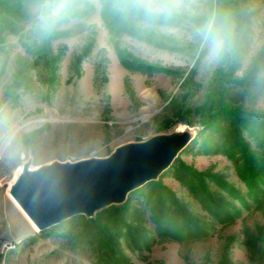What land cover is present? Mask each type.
<instances>
[{"label": "rangeland", "instance_id": "374dc122", "mask_svg": "<svg viewBox=\"0 0 264 264\" xmlns=\"http://www.w3.org/2000/svg\"><path fill=\"white\" fill-rule=\"evenodd\" d=\"M21 4V19L5 11L8 20L0 19V264H264V195L254 198L238 171V163L246 162L242 143L264 158L256 139L261 132L222 113L203 121L198 109L220 61L206 60L205 50L189 38L188 21L156 25V36L164 33L174 45L161 47L112 33L101 16L102 1L82 0L81 15L41 36L32 26L30 0ZM237 8L240 51L227 89L217 98L260 113L264 54L255 60L264 48V0H237ZM120 47L167 70L127 68ZM173 132H188L189 142L156 179L112 209L73 215L40 230L10 197L25 164L37 169L54 161L106 157L120 145ZM194 173L202 174L200 180ZM200 185L223 202L230 218L222 221L203 205ZM161 192L169 206L173 193L206 234L161 233L156 222ZM118 215L133 225L134 235L114 219ZM95 220L112 229L121 224L115 230L119 251L97 248L91 239Z\"/></svg>", "mask_w": 264, "mask_h": 264}, {"label": "water", "instance_id": "95a60500", "mask_svg": "<svg viewBox=\"0 0 264 264\" xmlns=\"http://www.w3.org/2000/svg\"><path fill=\"white\" fill-rule=\"evenodd\" d=\"M190 140L188 132L162 133L116 147L106 157L25 164L10 193L42 230L77 214L88 216L156 179Z\"/></svg>", "mask_w": 264, "mask_h": 264}, {"label": "trees", "instance_id": "16d2710c", "mask_svg": "<svg viewBox=\"0 0 264 264\" xmlns=\"http://www.w3.org/2000/svg\"><path fill=\"white\" fill-rule=\"evenodd\" d=\"M15 1V2H12ZM23 0H0V19L8 20L7 16H3L1 11H5L7 14H11L15 19H21L23 17L22 12L20 11L21 3ZM102 1V9L101 16L110 29L112 33H129L136 38L142 39L152 44L159 45L161 47H170L174 48L173 44H170L168 40L172 38L168 35L162 33L159 36V33L156 36L154 32V27L145 28L139 25L137 22L131 19H126L119 15L113 9V0H101ZM211 3L214 6H218L221 8L228 9L232 11L235 16L237 22V33L235 42L223 59L220 60V64L217 66L214 75L212 76V81L208 87L206 93V99L202 106L199 107V113L202 114L203 121L210 122L212 119L216 118L220 113L229 118H232V121L237 122L239 124L246 125L245 127L249 130H254L257 128L260 130L261 134H256V139L259 140L261 146L264 147V112H252L245 113L239 108L228 107L224 105L221 99H218V95L223 93V90L227 89L226 82L230 80L231 75L234 74V67L236 59L239 55V25H240V14L237 8V0H211ZM83 12L78 11L75 15H81ZM184 20V18L177 19L174 22H170L168 24H176ZM11 22V20H9ZM159 25V24H157ZM51 33L49 36H52ZM50 38V37H49ZM118 56L122 62V64L127 68L133 69H154V70H167V68L158 65L157 63L147 62L130 50L125 47L117 48ZM264 54V48L262 49L261 55H259L255 62L257 63ZM255 68V67H254ZM238 80H244V78H237ZM223 88V89H222ZM220 103V106H217V103ZM210 120V121H209ZM242 136H237V139H242ZM241 142V141H240ZM242 151L246 156V162L244 165L238 163V171L242 179L247 183L251 194L254 198L258 199L261 195H264V158L257 159L250 152L249 147L246 143H242ZM201 173H194L193 178L200 180ZM202 181V180H201ZM221 186L227 190L230 194L235 193L234 188L230 187L228 184L221 182ZM200 189L203 191L204 195L201 194L199 198L203 205L208 208V210L216 216L218 219L222 221H226L231 217L230 214L225 212L223 202L220 201L214 194L208 192V190L200 185ZM169 200L171 202L170 205L166 202V199L163 198L162 192L158 194L157 197V226L160 229L161 233L164 235H170L175 237H185L186 235L196 234L198 236H203L206 234V228L200 225L197 220H194L188 213L187 210L184 209L180 201L176 198L173 193H169ZM118 205L111 204L104 209H112ZM171 207L173 209H171ZM103 209V210H104ZM83 214H79L82 216ZM93 219V218H89ZM113 219V217H112ZM116 221H120L123 226H126L128 231L133 232V228L131 224H127L124 217L122 215L115 216ZM96 230L93 232L91 239L96 238L97 240V248L102 249L103 252H117L118 243L116 242V233L119 224H116V228L112 229L111 225H108L107 222H99L96 221ZM135 238V237H134ZM115 264H121L117 262Z\"/></svg>", "mask_w": 264, "mask_h": 264}, {"label": "clouds", "instance_id": "9594fccd", "mask_svg": "<svg viewBox=\"0 0 264 264\" xmlns=\"http://www.w3.org/2000/svg\"><path fill=\"white\" fill-rule=\"evenodd\" d=\"M81 6L82 0H30L32 26L39 35H46L62 27ZM113 9L145 28L186 19L189 38L205 50L208 62L223 59L236 39L234 14L211 0H113Z\"/></svg>", "mask_w": 264, "mask_h": 264}, {"label": "bare ground", "instance_id": "6f19581e", "mask_svg": "<svg viewBox=\"0 0 264 264\" xmlns=\"http://www.w3.org/2000/svg\"><path fill=\"white\" fill-rule=\"evenodd\" d=\"M10 194V197L12 198L13 202L19 207V209H21L23 211V213L25 214V216L27 217V219L31 222V224H33V226L36 228V229H39L36 224L31 220V218L27 215V213L23 210V208L19 205V203L16 201V199L12 196L11 193Z\"/></svg>", "mask_w": 264, "mask_h": 264}]
</instances>
